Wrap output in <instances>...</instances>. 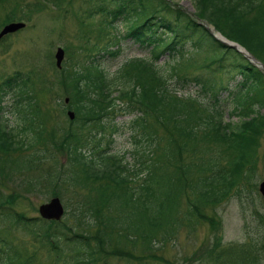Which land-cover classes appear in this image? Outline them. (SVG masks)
I'll list each match as a JSON object with an SVG mask.
<instances>
[{"label": "trees", "instance_id": "obj_1", "mask_svg": "<svg viewBox=\"0 0 264 264\" xmlns=\"http://www.w3.org/2000/svg\"><path fill=\"white\" fill-rule=\"evenodd\" d=\"M6 1L8 0H0V4ZM20 1L11 2L13 5L9 9L10 17L14 15L15 9L22 8ZM51 1L56 6L61 2V0ZM112 1L115 3V9L111 11L112 15H120L128 23V25L126 23L128 28L126 36L142 42L147 41L148 45L153 47L158 44L163 45L164 49L172 48L170 44L173 42L172 39L178 38L180 43L184 38H190L196 51L203 50L216 57V60H211L212 63H226L231 71L236 72L242 79L234 110L241 119L237 123L224 122L220 119L219 113L212 116L205 111V107H196L192 100L171 95L162 89L161 84L164 83L165 78L158 74L157 69L137 59L129 61L122 70L108 80L103 79L98 73H92L89 65L84 66L85 71L67 68L60 71L61 81L59 82L69 97V108L77 116L75 123H78V128L97 124L102 113L112 109L119 102L124 103L123 110L126 112L133 109L141 112V115L133 118L129 125L136 132L134 141L139 145L134 148L131 155L133 167L123 166L115 157L94 155L91 151L90 155H86L77 148L87 144L89 135H77L75 129L71 128L72 124L64 131L60 147L66 149L67 156L72 161L64 176L65 181L74 187L88 188L89 194L90 191L94 193L92 197L89 195L86 200L84 199L85 201H80L76 206V215L82 221V229L76 227L72 234L67 235L59 229L58 223L37 220L42 233L36 237H39V241H47L51 250L55 251L54 253L61 252L64 246L75 255H84V257H76L77 264H97L96 261L99 260L103 251L115 253V249H103L109 245L110 233L123 238L130 245L135 243L137 237L141 239L142 244H146L147 248L154 247L156 242L159 246L162 245L158 234L166 233L168 229L173 228L174 223L176 225L175 209L183 186H188L195 192L193 201L188 202V216L197 217L199 205L218 201L229 186L233 185L237 176L247 175L251 170L250 157L256 152L254 148L257 144L256 138L264 127L263 74L240 53L220 43L201 24L205 21L214 31L239 44L264 65V0H191L194 9L193 17L189 18L179 10L178 14L173 12L176 22L158 17L156 7L160 3L150 6V2L146 3L144 0ZM162 4L159 9L165 13H171L170 7L163 1ZM23 7L24 11L21 12L26 16L31 11L42 8L37 2ZM160 29L169 34L170 42L166 43L163 38L156 35ZM171 71L174 72L173 69ZM22 76L14 75L9 85L17 87L18 94H22L20 98L26 97L23 108L33 107L39 119L38 129L32 130V123L26 115L18 117L19 119L16 117V135L14 136L17 140L15 141L12 133L6 132L0 126L2 155L22 146L18 141L23 139L22 137L26 139V148H32L38 141H44L41 123L45 116L41 117L38 103L31 92L26 90L24 82L27 80ZM201 88L208 91L211 85L203 84ZM115 89L116 95L111 96V91ZM55 95L59 96L57 93ZM20 98L15 102V108L22 107ZM260 109H262L261 112ZM149 115L155 123L148 122L146 117ZM162 116L172 119L173 131L165 132V136H157L155 124L161 123L166 127L171 123H165L161 119ZM31 130L34 132L35 141L31 139ZM208 142L221 146L217 156L209 157L204 162L190 160L187 164H179L180 151L193 150L194 147H199L202 143L206 145ZM32 154L35 155L33 152ZM35 157L38 156L35 155ZM161 158L164 160L160 163ZM219 159L223 160L221 164ZM165 164H171L174 171L168 175L163 173ZM194 166L197 171L196 177L193 180L187 179L189 170ZM143 168L147 170V179ZM59 173L57 172V179H55L58 183L62 181L58 176ZM54 174L56 172L52 173ZM136 178L141 180L142 185H138ZM131 181L135 182L134 186L129 185ZM160 187H166L169 192L163 195ZM123 196L124 200H121ZM143 196L147 197L154 210H151L150 215L145 212L146 229L139 223H135L129 227L133 231L131 235L126 227L117 224L115 208L117 209V206L124 201L132 203L131 205L137 211L139 204L145 201ZM163 197L168 200L166 203ZM4 205L6 201L0 193V209ZM144 206L147 209V206ZM173 207L171 216L169 210ZM141 213L144 214L140 212L136 218L139 221L142 217ZM127 218L128 215H125L124 219ZM8 220L10 224L33 235L32 228L29 229L26 226L29 221L23 215L14 213L12 216L8 215ZM93 225L96 226L93 227ZM87 227L94 231L93 234L85 233ZM235 250V246L229 245L220 248L215 254L208 252V257L215 264H227L231 261ZM241 250L245 254H253L250 247ZM27 261L26 258H20L19 251L12 241L5 233L0 232V264H25ZM252 262L257 264L255 258ZM243 264H245V258Z\"/></svg>", "mask_w": 264, "mask_h": 264}, {"label": "rangeland", "instance_id": "obj_2", "mask_svg": "<svg viewBox=\"0 0 264 264\" xmlns=\"http://www.w3.org/2000/svg\"><path fill=\"white\" fill-rule=\"evenodd\" d=\"M13 1L8 0L0 4V19L8 12ZM106 1L64 0L58 8H55L52 4L51 6L46 5L40 12L31 13L26 21L21 19L25 22V26L8 34L4 37L6 39L3 38L4 40L0 42V93L4 88L1 85L4 77L16 71L26 73L28 81H25L24 85L28 91L31 90V95L36 99L41 117L45 116L42 118L41 129L42 135H47L48 138V140L39 141L35 146H32L31 151L39 159L31 161L29 157L32 154L30 148H28L22 151H9L10 154L8 153L9 155L4 157L6 163L0 165L3 168L0 172V193L6 201V205L0 209V232L7 235L24 258H29V261L25 264H77L76 257H84V255H75L74 252H70L64 246L61 252L54 253L55 251L51 250L47 241H39V237L32 236L31 232H25L20 227L10 224L8 215L12 216L13 212L19 213L28 219L29 222L26 226L29 229L32 228V231L40 230L37 225V220H40L37 208L55 195L65 209L61 219L57 222L60 224L59 229L70 235L76 230V227L83 228L82 221L76 215V206L80 201H85L89 195L92 197L94 192L90 191L89 194L86 187H74L67 183L63 177L68 172L67 168L72 161L67 157L65 150L62 147L54 146L53 142L60 141L61 132H64L72 124L74 117L71 122L68 121L65 110L61 109L65 105L63 99L67 98L68 95L59 82L61 81L59 79L60 70L54 66L53 58L52 62H49L47 55L51 52L52 56L55 48L59 46L63 49L61 65L69 69L77 68V65L80 66L82 61V53L78 50L79 48L84 49L82 48L83 43L88 45L90 33L96 32L100 36L101 43L99 44H112L114 42V31L109 27L108 18L103 17L96 27L92 26L93 21L98 19L99 16L94 14L97 7L111 8L110 2ZM144 1L146 3L147 1L150 2V6H153L157 3L162 4L163 0ZM166 1H168L167 6L170 7L171 13H165L157 7L156 12L160 19L175 21L173 12L178 14L179 10L189 18L193 17L194 9L191 0ZM32 2L34 0H21L20 4L23 7ZM82 9L92 11V17L83 13ZM18 14L19 11L16 10V18H19ZM202 23H205L204 26L211 30V34L220 37L205 21H202ZM121 24L123 26L122 22ZM82 40L86 41L82 43ZM93 41L94 39H91V42ZM119 45L120 52L118 55H105L98 58L100 67L104 69L108 76H113L120 65L128 58L142 57L152 61L158 74L170 84L168 88L177 87L182 96L190 95L194 97L197 102L205 105L208 110H212V105H214L215 109L220 112V118L224 122L237 123L241 119L238 114H235L236 112L233 113L232 111V101L233 98L236 101L237 83L240 81L239 75L231 71L226 63H212L211 60H216V57H213L210 53L203 50L196 51L190 38H184L181 52L171 54L160 52L156 58L149 56V47L140 46L130 39H121ZM89 51L96 54L98 52L97 44ZM156 51L157 48L154 49L153 54ZM185 60H187L186 64ZM177 63H179V66L176 65ZM172 67L177 75L186 77L184 86H181L180 83L182 82L178 80L176 74L171 73ZM194 79H196V82ZM201 82L205 86L211 84L216 88L213 95L218 93V95L223 96L220 98V103L215 105L214 101L200 89L199 84ZM217 84L228 87L229 94L219 93ZM10 93L2 101L5 109L0 105V122L5 119L10 124L8 129L11 130L16 127L15 124L17 123L16 118L13 119L12 115L17 118L26 115L32 123V130H37L39 119H37L33 107L12 109L14 94ZM56 93L59 96L56 97ZM23 99L25 100L26 97L23 96ZM24 102H21V104H24ZM2 109L5 112L12 110L3 115ZM115 111V116L111 119H113V125L116 129L110 135L111 143H107L106 151L121 157L123 161L129 162V166L133 167L131 155L134 148L139 147V145L132 138L129 120L139 114L135 111L128 113L118 112V109H115ZM146 118H148L149 123L153 122L150 115ZM168 118V116L161 117L165 123L171 122L166 127L161 123L155 124L157 136H165V132L172 133V119ZM52 127L58 132H53ZM71 127L75 128V123ZM14 130L16 131V128ZM32 130L30 131L31 139L35 141ZM98 130L101 129L97 126H91L90 128V132ZM256 141L257 144L254 146L256 152L250 157V160H252L251 170L248 171L247 175L237 176L233 185L229 186V189L218 201L199 205L197 217L188 216V202L193 201L195 192L188 186H183L181 193L178 195V203L175 209L176 225L174 223L173 228L168 229L166 233L160 232L158 234L162 245L159 246L156 242V250L147 248L145 244H142L139 237L136 238L133 245H130L128 241L116 237L114 233H110L109 245L103 247V249H115L116 252L105 253L103 251L99 256V260L96 261L97 264H166L168 262L175 264H215L208 257V252L215 254L220 248L229 245L235 246L236 252L227 264H243L244 258L245 264H254L252 262L254 258L257 264H264V193L261 194L258 190L259 184L264 181V127L261 129ZM23 144L26 145L25 141H23ZM88 145L89 151L97 155L103 148L104 142H98L97 138L92 136ZM194 148L193 150L183 149L180 151L179 164H187L190 160L204 162L209 157L217 156L221 146H215L212 142H208L206 145L202 143L199 147ZM25 158H28V160H25ZM163 160L161 158L160 163ZM222 162L223 160L219 159V163ZM62 168L65 171L62 172L63 175L58 174V176L61 177L63 182L58 183L55 180L57 179V171ZM194 168L195 166L189 170L187 179L193 180L196 177L197 171ZM143 169L147 179V170ZM52 171L56 174L52 175ZM171 171H174V167L171 164H165L163 173L168 175ZM136 180L138 179L136 178ZM160 189L163 195L169 192L166 187H160ZM121 200H124V196L121 197ZM143 200H145L143 204L147 206V209L140 203L138 210L135 211V207L131 205L132 203L124 201L121 202L120 206H117V209L115 208L114 215L118 218L117 224L126 227L127 232L131 235L133 231L129 227H132L135 223H139L146 229L145 212L150 215L151 210H154L147 197L143 196ZM163 200L165 203L168 201L165 197H163ZM173 209L174 207L169 210L171 216ZM140 212L144 214L141 213L142 217L139 221L136 218ZM160 212L162 211L160 210ZM125 215H128L127 219H124ZM95 226L93 225V227ZM86 229L85 233L87 235L93 234L94 231L91 228L87 227ZM241 247L244 249L250 247L253 254L243 253Z\"/></svg>", "mask_w": 264, "mask_h": 264}, {"label": "water", "instance_id": "obj_3", "mask_svg": "<svg viewBox=\"0 0 264 264\" xmlns=\"http://www.w3.org/2000/svg\"><path fill=\"white\" fill-rule=\"evenodd\" d=\"M20 26H21L20 24H11V25L5 26L2 29V31L0 32V35L6 31L13 30V29L20 27ZM223 42L236 48V45H234L232 43H227L226 41H223ZM60 57H61V51L57 50V52L55 54L56 64L59 63ZM68 115H69V117H71L72 116L71 112H68ZM259 191L261 193L264 192V182H261L259 184ZM38 213H39L40 217H43L45 219H56L57 220V219H59V217L62 213V208H61V205H60L58 199L56 197H53L47 203L41 204L38 207Z\"/></svg>", "mask_w": 264, "mask_h": 264}]
</instances>
